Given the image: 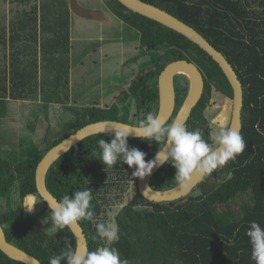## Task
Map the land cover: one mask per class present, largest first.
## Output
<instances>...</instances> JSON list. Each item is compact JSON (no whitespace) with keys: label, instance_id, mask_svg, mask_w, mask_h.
I'll return each mask as SVG.
<instances>
[{"label":"trees","instance_id":"1","mask_svg":"<svg viewBox=\"0 0 264 264\" xmlns=\"http://www.w3.org/2000/svg\"><path fill=\"white\" fill-rule=\"evenodd\" d=\"M145 1L169 11L197 29L223 52L240 73L244 86L241 135L246 142V148L235 161H229L225 166L206 175L191 193L178 200H146L152 207L144 210L138 205L145 198L137 192L117 216L118 239L111 247L118 249L121 259H127L129 264H254L246 232L251 221H257L264 227V135L261 134L264 133V0ZM103 6L114 18L139 34L140 51L130 62L136 64L141 61L144 67L138 70L141 72L139 80L124 92L120 101L129 110L135 108L136 115L131 121L126 117L113 118L101 107L87 106L79 112L77 121L68 123V126L80 127L104 119L135 123L144 119L149 112L158 113L160 72L173 60L188 59L195 62L201 70L205 80V92L185 125L190 131L200 129L203 138L211 144V115H207L211 98L216 92H221L222 97L233 100L232 87L219 64L183 34L128 9L118 0H103ZM58 18L56 24L60 29L56 31V39L52 40L51 48H56L57 55H66L71 41L69 18ZM31 61L23 63L20 69L17 67L10 70V86L7 84L6 68L0 69V123L3 122L1 115H4L1 106H5L3 99L8 94L11 98L29 97L35 100H38L40 94H44L45 101L50 102L46 94L47 81H41L39 85L37 82V56ZM14 73L19 80H14ZM42 74H47V71L44 69ZM55 82L61 86L64 81ZM68 82L66 81L67 84ZM30 83L35 85L31 87ZM40 86L42 91H39ZM176 86V108H179L189 91L188 77L176 76ZM35 123L31 120L30 126ZM68 126L61 131H54L53 137L49 134L52 126L47 127L43 139L46 148L37 154L39 157L35 163L50 147L69 135ZM113 136L114 134H94L83 142L90 147L89 152L93 153L99 151L98 140L110 142ZM135 141L150 144L152 152L145 157L146 160L156 154V142L141 139ZM128 142L130 143L129 138ZM20 161L17 152L2 150L0 147V191L10 194H3L7 198L12 197L19 188L15 169L22 167L19 165ZM73 166L78 168V164ZM94 168L96 178L102 174L100 168L104 172L110 169L104 165H89L90 170ZM167 168V180L155 181V189H167L178 184L174 177L175 168L170 163ZM90 178L94 179L92 174ZM90 178L88 188L93 196L91 205L94 217H97L101 208L98 197L115 190V185L110 188L109 183L103 184L104 181ZM47 179L50 186L51 173H48ZM28 186L29 190H36L34 173ZM15 200H19L18 195ZM14 225L19 226L20 223L15 222ZM88 235L89 251L105 244L104 241L92 239L95 235L94 225L90 224ZM45 239L46 232L41 235L42 248L32 252L45 264H49L50 257L60 254L67 247L54 245V250H57L51 254L53 250L45 247L48 245L44 242ZM75 245L76 242L73 241L71 247ZM61 264H67L66 259L61 260Z\"/></svg>","mask_w":264,"mask_h":264},{"label":"clouds","instance_id":"2","mask_svg":"<svg viewBox=\"0 0 264 264\" xmlns=\"http://www.w3.org/2000/svg\"><path fill=\"white\" fill-rule=\"evenodd\" d=\"M213 123L217 126L210 137V144L203 138L200 129L190 131L175 119L166 123L156 112H149L144 119L136 122L135 132L141 140L157 143L155 159L146 161L143 151L129 149L127 140L130 131L125 128L115 129L110 142L98 140L99 151H94L92 155L108 168H113L118 162L128 165L134 169L132 179H143L151 174L154 167L170 163L176 170L174 177L177 183L185 186L193 175H210L229 161H235L245 151L246 142L238 129L230 127L221 117ZM256 127L259 132V125ZM169 144L171 147H168ZM92 200L90 188L74 191L71 196L65 194L54 203L47 200L50 210L48 219L52 223L48 233L70 229L82 220L92 221ZM42 201L45 200L28 193L22 199L21 208L31 213L35 205ZM118 232L119 227L113 220L98 222L92 239L104 241L103 246L92 251H82L76 243L75 247L66 248L60 254L50 257L49 264H61V260L65 259L67 264H129L127 259H121L118 249L111 247L118 239ZM246 235L251 245V260L254 264H264V227L257 221H251Z\"/></svg>","mask_w":264,"mask_h":264},{"label":"flooded vegetation","instance_id":"3","mask_svg":"<svg viewBox=\"0 0 264 264\" xmlns=\"http://www.w3.org/2000/svg\"><path fill=\"white\" fill-rule=\"evenodd\" d=\"M102 8L105 9L104 6ZM108 12V11H107ZM109 13V12H108ZM110 14V13H109ZM111 15V14H110ZM113 17V16H112ZM106 23L100 22V26L105 25ZM101 32L105 33V30L100 29ZM109 38H105V41L101 42L103 43L102 46L104 47V56H114L116 54H119V59L115 60L117 65L120 64V56L122 59V56L124 57L125 54L122 53V51L126 52L127 49L120 47L122 50L117 51L116 49H110V46L106 40ZM115 43V42H114ZM106 45V46H105ZM139 49L140 51V45H136L135 48L132 49V52L138 53L137 51ZM131 52V53H132ZM113 55H109V54ZM123 54V55H122ZM101 54H99L100 56ZM136 55V54H135ZM135 55L127 57L126 60L123 61V65L132 64L130 62L131 58L135 57ZM125 62V63H124ZM236 70V69H235ZM134 72L132 75L131 83L128 86V89H118L116 90V97L110 101L109 97L107 98V102L104 105L105 107L102 108L103 111L107 112L109 116L113 118H128L130 121L135 117L136 115V109L129 110L127 107H123L120 104L121 98L124 95V92L126 90H129L131 85L139 80V76L141 74ZM239 78L240 73L237 72ZM241 80V79H240ZM190 81V80H189ZM205 81V80H204ZM242 82V80H241ZM243 86V82H242ZM176 78H175V89H176V96H177V88H176ZM205 92V88H204ZM243 92H244V86H243ZM221 94V92H218ZM204 94V93H203ZM203 96V95H202ZM212 99V98H211ZM131 101V100H130ZM113 102V103H112ZM212 101H210L209 106ZM159 106H160V94H159ZM98 107V106H95ZM176 111L173 114L172 118L170 120H173ZM159 111V109H158ZM82 114V113H81ZM158 114V113H157ZM232 115V114H231ZM78 117H74L71 119L68 123L73 124L77 121ZM169 120V121H170ZM120 121V120H118ZM168 121V122H169ZM124 122V121H123ZM167 122V123H168ZM129 123V122H127ZM135 125V123H130ZM84 126V125H82ZM82 126H68L69 135L75 133L78 129H80ZM211 130V129H210ZM99 134H112V133H99ZM212 134V131H211ZM67 135V136H69ZM90 137V136H88ZM86 137V138H88ZM66 138V137H65ZM84 138L83 140H85ZM130 139V143L127 140V144L129 149L131 148H137L141 151H143L146 155L145 157L152 152L150 150V144H144L142 142L137 143L135 139H140L138 137H128ZM64 139V138H63ZM62 139V140H63ZM83 140L76 143L73 147H71L68 151L60 155L50 166L48 173H51L52 176V183L50 186H48V179H47V186L50 192L58 198V200L62 199L63 195L67 194L71 196L74 191L77 190H83L88 189V182L90 178V174L94 177V181H104L103 184L109 183V187L112 188L113 184L115 185L113 188L115 190H111V192H108L106 194H103L102 196L98 197L101 202V208L98 210L97 217H93L92 221H80V225L84 232L86 233L88 244H89V235L88 230L90 224L95 226L98 222H105L108 220H113L117 225V216L120 213V211L126 206L133 198L134 195L137 194V192L140 193L138 188L139 178H133L132 179V172L134 171L133 168H129L128 165L122 164L118 162L117 165H115L113 168H110L108 170H105L103 168H100V172L102 173L98 178H96L95 175V168L93 170L89 169V165H93L94 167L103 165L95 156L90 153V147L87 144H84ZM1 144V142H0ZM57 144H54L52 147H54ZM1 147V146H0ZM50 147L49 149H51ZM139 147V148H138ZM46 148V143L42 140L41 143H35L33 142L30 145H27L26 148H23V152L21 153L22 156H19L21 158V161L19 165L21 164L22 167L19 169H15L16 177H17V183L19 185V188L15 191V194L12 195V197L7 198L5 195H10L6 191H0V223L4 230L5 236L7 241L12 244L13 246L24 250L31 255L38 258L41 262L42 259L35 255L33 251H39L42 248V241H41V235L42 233L46 232L47 239H45L44 242H47L48 245L45 247H49L53 251L51 254L55 253L53 246H64V247H71L72 242L76 241V236L73 233L72 229L66 228L63 230H58L56 232H53L51 234L48 233V230L52 227L51 220L48 219L50 216V210L49 206L46 203V201L39 202L35 205L34 210L29 213L25 208H21V202L23 197L31 193L32 191L29 190V181L31 179L32 173H34V180H35V186L36 190L33 192V194L37 195L38 197L42 198L37 190L36 185V169L38 166L39 161L43 158V156L47 153L45 152L41 159L35 163L36 159L39 157L40 152H42L43 149ZM154 148V147H153ZM2 150H5L1 147ZM48 149V150H49ZM153 150V149H152ZM155 155V154H154ZM153 155V156H154ZM153 156H151L148 160H150ZM146 160V161H148ZM74 164H78V168H74ZM168 163L163 164L151 177L150 183L152 187H155V181H166L167 180V168ZM90 171V172H89ZM47 173V177H48ZM1 180V178H0ZM23 186L27 189L24 190ZM28 186V187H26ZM17 193V194H16ZM141 194V193H140ZM18 195V201L15 200V197ZM142 195V194H141ZM144 197V196H143ZM145 198V197H144ZM43 199V198H42ZM150 201L145 198L143 202L139 203V208L148 210L152 207V205L148 204L147 201ZM12 206V208H10ZM47 220V223L45 221ZM19 222V226H15L14 223ZM45 256V254H44ZM44 263V262H43ZM0 264H26L21 260L15 259L10 257L8 254L4 253L0 249ZM45 264V263H44Z\"/></svg>","mask_w":264,"mask_h":264},{"label":"rangeland","instance_id":"4","mask_svg":"<svg viewBox=\"0 0 264 264\" xmlns=\"http://www.w3.org/2000/svg\"><path fill=\"white\" fill-rule=\"evenodd\" d=\"M80 3L95 7L100 6L101 8L103 6V0H81ZM81 14V18L78 16L73 17L71 35L72 75L69 74L70 81L67 85L66 95L60 98V92H57L59 101L48 102L40 94L38 100L29 101L30 103L26 104L27 107L24 105L26 102H19V105L23 104V106H18L19 112H16L14 116L16 118L15 123L8 117L4 119V122L0 123V127L3 128H0L2 131L0 146L6 151L17 152L19 156H22L23 148H26L27 145L33 142H42L49 125L52 126L49 134L53 137L54 131H61L67 127L68 122L76 117L79 112H82L85 107H105L106 97H109L111 101L117 95L116 90L128 89L133 73L136 71L139 73L138 70L144 67L141 61L136 64L123 65V61L127 57L129 58L136 54L134 53L136 51L132 52V49L140 43L139 34L132 28L127 27L121 20L112 17V15H110L111 21L109 23L97 28L105 30L104 35L108 32L110 39H107L108 41L106 40V42L110 43V49L117 48V51H119L122 50L120 48L122 47L127 49V51H122L125 55L124 57L122 56V59L120 56L119 65L115 62V60L119 59V54H116L114 58L113 56L105 55L104 59L94 61L97 56L93 55V46L98 45L101 41L93 40L91 37L94 32H91L87 21L92 16L88 15L87 12H82ZM115 35H117L119 41H113ZM67 76L68 74H66ZM211 101L207 115H211L209 126L213 134L217 126L213 121L218 117L223 118L229 125L232 114V100L222 97L220 93L216 92ZM47 114H49L48 117L46 116ZM38 116L39 118H36ZM31 120L36 123L33 128H28L31 125ZM4 123L6 124L7 132L2 127ZM23 188L25 191L27 190L24 186ZM34 191L32 190L31 193Z\"/></svg>","mask_w":264,"mask_h":264},{"label":"water","instance_id":"5","mask_svg":"<svg viewBox=\"0 0 264 264\" xmlns=\"http://www.w3.org/2000/svg\"><path fill=\"white\" fill-rule=\"evenodd\" d=\"M128 9L141 14L145 17L151 18L181 34L199 45L206 51L221 67L225 76L227 77L232 90V115L230 120V127L242 130V108L244 104V92L242 82L233 65L229 62L221 50L215 47L205 36H203L197 29L181 20L169 11L151 4L145 0H118ZM89 14H92L90 12ZM187 72V73H186ZM178 75H186L190 80L189 91L184 98L181 106L177 109L174 119L182 124H186L199 101L202 98L205 88L204 76L198 65L188 59H177L168 63L160 72L158 86L160 94V106L158 116L166 123L172 118L176 111L177 96L175 89V78ZM125 128L130 131L129 137H137L135 132V125L118 121V120H98L85 124L75 133L67 136L57 145L47 151L43 158L39 161L36 169V185L41 197L50 203L59 201L48 189L47 173L51 164L63 153L68 151L76 143L84 138L99 134L112 133L115 129ZM168 147H171L169 144ZM155 159V155L150 159ZM158 165L154 167L151 174L139 178L138 188L142 196L150 201L165 202L175 201L184 196H187L192 190L203 181L205 176L195 174L186 183L185 186L177 184L167 189H155L151 186L150 179L153 174L161 167ZM73 233L76 236L77 244L82 251H89V245L86 233L82 229L79 222L71 226ZM101 247V246H100ZM0 249L8 254L10 257L23 261L26 264H44L38 258L30 253L21 250L10 244L5 236L4 230L0 223Z\"/></svg>","mask_w":264,"mask_h":264},{"label":"crops","instance_id":"6","mask_svg":"<svg viewBox=\"0 0 264 264\" xmlns=\"http://www.w3.org/2000/svg\"><path fill=\"white\" fill-rule=\"evenodd\" d=\"M80 1L81 0H0V69L3 70L6 68L5 73L8 86L12 84L11 81H9V76H11L9 73L10 70H13V68L17 69V67L20 69L21 65L29 60L33 62L36 55L39 62V81L37 82L39 85L41 81H47L46 94L50 102L59 101L57 92H60V97L66 95L68 85L66 81H70L69 74L72 75V46L70 41V50L66 55H57L58 52L56 48H51L52 40L56 39V31L60 29L56 24L59 21L58 17H63V20L69 18L71 37L73 17L78 16L81 18V13L87 12L88 15L92 16L87 21L90 25L91 32H94L91 36L92 39L101 42L105 41V38L110 39L108 32L104 35V32H101L100 29L97 28L100 26V22L109 23L111 21L110 14L100 6L95 7L89 6V4H81ZM90 12H92V14H89ZM63 30L64 33H66L65 27ZM113 41H119L117 35L113 37ZM102 44L103 43H99L93 46V55L97 56L94 58V61L104 59V47ZM99 54L101 55L99 56ZM43 65L45 66L43 67ZM44 69L47 71V74L41 73ZM66 74H68L67 77ZM19 79L18 76H15L14 80L17 81ZM55 81L64 82H62L61 86H58ZM33 84L35 85V83H30V86L32 87ZM40 91H42L41 86ZM32 100L35 101V99H30L29 97L11 98L8 94V97L3 99L5 106H1V109L4 110V115H1L2 121L4 122V119L8 117V119L10 118L11 121L15 123L16 118L14 116L16 112H19L18 106H23V104L19 105V102H26L24 103L26 106V104L30 103L29 101ZM2 127H4V129H6L5 132H7L5 123ZM28 128H33V126H28ZM1 129L0 135L2 133Z\"/></svg>","mask_w":264,"mask_h":264},{"label":"bare ground","instance_id":"7","mask_svg":"<svg viewBox=\"0 0 264 264\" xmlns=\"http://www.w3.org/2000/svg\"><path fill=\"white\" fill-rule=\"evenodd\" d=\"M187 73V72H186Z\"/></svg>","mask_w":264,"mask_h":264}]
</instances>
